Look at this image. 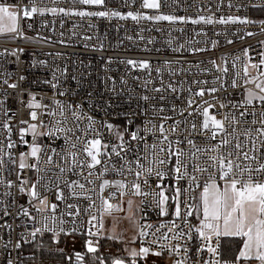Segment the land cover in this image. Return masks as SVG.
<instances>
[{
  "label": "snow or ice",
  "instance_id": "6c2138e0",
  "mask_svg": "<svg viewBox=\"0 0 264 264\" xmlns=\"http://www.w3.org/2000/svg\"><path fill=\"white\" fill-rule=\"evenodd\" d=\"M105 2L106 0H71L73 5L82 6L103 7ZM124 2L126 5L135 4L136 0ZM161 3L162 0H141V7L159 11ZM173 3L179 7L180 0H173ZM251 6L264 7L256 4ZM228 7H233L231 0ZM45 12H60L65 16L81 18L131 19L136 22L153 20L209 25L255 23L247 17L233 15L219 18L200 15L192 18L160 13L149 16L133 11L121 13L118 10L29 8L27 5L14 7L0 4V34H19L22 17L30 18L37 13L44 15ZM259 23L264 25V21ZM245 35L253 36L255 33L249 31ZM216 43L212 41V47ZM228 43L232 44L233 41L228 40ZM259 43L264 46V41ZM11 54L15 55L16 52ZM257 55L258 61L249 55V48H245L243 58L237 56L228 61L221 57L220 64L215 60L210 61L219 73L211 81L213 86L201 87L195 92L189 87L190 95L186 98V106L177 107L173 104L170 109L181 116V120L165 115V108L155 104L151 105L150 111L139 104L127 112L112 111L113 108H120L119 102L115 105L109 102L104 108V116L111 119L98 120L89 115L82 104L53 99V109L51 104L37 102L35 95H32L27 107L31 110L30 120L37 123L21 120L20 123L26 127L19 129L18 141L12 139V126L8 122L2 125L7 130V143L0 140V188L3 189L0 191V232L3 233L0 235V247L3 249L0 264H24L25 259L35 260L34 254L24 257L23 246L35 242V247L39 250L43 244L37 241V237H43L45 233H52L56 243L60 242L61 235L73 236L79 229L75 226L66 229L65 216L76 217L81 212H89L91 224L97 220V216L91 213V209L95 208L101 213L99 228L102 229L103 215L111 216L114 212L124 210L120 203L110 202L116 198L117 193L120 197H152L158 215H171L174 219L157 225H141L139 237L147 238L151 235V243L147 246L142 244L139 251L129 250L132 258L130 261L115 258L111 264H139L141 260L147 261L149 256L162 257L165 252L182 257L175 259L173 264H264V50ZM121 63L150 70L148 61L127 60ZM20 79L25 77L21 76ZM44 82L50 83L54 89L58 87L57 83ZM4 83L7 84V80ZM195 83L209 82L197 80ZM8 87L15 89L17 85L9 84ZM167 87L171 92H177L174 85L169 84ZM230 89L233 90L232 98L227 103L215 95L213 99L217 101L216 104L203 99L206 92L229 94ZM112 90L115 92V88ZM153 91L159 93L164 89L154 88ZM58 94L66 95L64 91ZM122 94L116 93L118 96ZM197 97L201 98V102L197 101ZM133 99L129 95L124 103L130 105ZM140 99L147 102L155 97L143 95ZM165 99L166 97L160 96V100ZM217 106L219 109L230 107L231 111L224 112L218 119L216 113L210 112V109H216ZM36 109L44 111L38 116ZM185 112L187 117L184 116ZM137 117H144L140 125L135 123ZM121 118L124 120L123 128L112 122ZM169 121L172 123L169 124ZM29 134L32 137L31 143L25 139ZM42 136L53 141L62 139L60 151L51 145L39 143L38 138ZM198 139L203 143H197ZM21 147L27 150H19ZM14 149L17 151L14 152ZM42 155L46 157L43 161L46 167L43 170L40 167ZM54 156H58L60 160L56 165L58 174L55 180L42 183L51 170L47 166L54 164ZM26 171H34L37 179L32 181ZM13 173L15 180L10 178ZM66 174L78 178L63 180L61 187L59 181ZM109 174L131 176L133 179L109 180L105 178ZM153 178L156 181L154 187L151 183ZM166 180L171 182L166 184ZM97 181L99 204L92 195L97 193ZM109 188L115 191L105 197L103 193ZM45 192L53 193L56 201L63 202L64 210L58 212L59 204L50 202L49 195ZM20 197L25 198L24 202H21ZM70 200L89 201L88 208H81L78 203L69 202ZM141 203L146 205L147 200H142ZM169 208H172L171 213ZM127 212L126 218L132 219L135 213L131 199L127 201ZM16 221L19 223H15ZM37 224L39 227H36ZM17 228L21 231L17 232ZM164 229L166 231H162ZM98 232L99 229L97 232L88 229L87 235L97 236ZM161 241L165 243L161 244ZM180 241L184 243L181 244ZM72 242L74 244L75 241ZM225 242L229 246L230 256L225 254ZM153 245L157 246V250H153ZM85 246L87 253L94 254L98 251L99 241L86 240ZM57 251L63 253L64 249L58 248ZM74 257L76 264H82L85 254L74 252ZM68 259L71 260L72 257ZM96 259L99 264H105L103 258Z\"/></svg>",
  "mask_w": 264,
  "mask_h": 264
},
{
  "label": "built area",
  "instance_id": "2783aa9c",
  "mask_svg": "<svg viewBox=\"0 0 264 264\" xmlns=\"http://www.w3.org/2000/svg\"><path fill=\"white\" fill-rule=\"evenodd\" d=\"M228 3L229 0H180L179 7H177L173 0H162L161 8L157 11L143 9L141 0H136L135 4L127 5L124 0H106L103 7L73 5L71 0H35L34 4L33 0H0V4L14 7L27 5L29 8L36 6L56 9L76 8L88 11L118 10L121 13L133 11L149 16L163 13L192 18L200 15H212L214 18L233 15L247 17L255 22L246 25L170 23L153 20L136 22L131 19L120 20L111 17L65 16L60 12L56 14L45 12L44 15L37 13L30 18L22 17L19 34H0V140L7 143L5 140L7 130L2 127L5 122L12 126V139L16 141H18L19 129L26 127L25 124L20 123L21 120L37 123V121L30 120L29 112L31 110L27 107L32 95H35L37 102L44 104H51L53 99L62 100L66 103L82 104L85 111L98 120L111 119L104 116V108L109 102L113 105L117 102L120 103V108L111 109L117 112L135 109L137 104L143 108H148L150 111L151 105L155 104L157 107L163 106L165 108V115L173 116L176 120L183 119L177 113L171 112L170 109L173 104L177 107L186 106V98L190 95L189 87L195 92L201 87L210 88L213 86L211 81L219 73L210 61L215 60L220 64L221 57L227 58L228 61L237 56L243 58L245 48H249V55L258 61L257 53L264 50V46L259 43V41H264V31H261L264 25L259 23L264 21V7L251 6L252 4L264 5V0H231L233 5L231 8L228 7ZM241 5L245 6L240 7ZM249 31L255 35H245ZM228 40H232L233 43L229 44ZM212 41L217 42L215 47H212ZM197 48L206 50L195 51ZM13 51L16 52L15 55L11 54ZM127 60L148 61L150 70L134 68L132 65L121 63V61ZM229 68H231V64H229ZM206 69L210 71H206ZM21 76L25 79L21 80ZM5 80H7V84L4 83ZM197 80H206L209 83L198 84L195 83ZM44 81L57 83L58 87L54 89L50 83ZM146 82L148 83L146 84ZM9 84H16L17 87L15 89L10 88L8 87ZM169 84L176 87V93L168 89ZM161 87L164 91L159 93L153 91L154 88ZM113 88H115V92H113ZM60 91H64L66 95L60 96L58 94ZM116 93L123 94L118 96ZM232 93L233 90L231 89L229 94L224 92L209 94L206 92L203 99L216 104L217 101L213 99V95H215L227 103L228 99L232 98ZM129 95L134 97L130 105L124 103ZM143 95L155 97V99L145 102L140 99ZM160 96H164L166 99L160 100ZM236 98L239 99L238 96ZM197 101L201 102V98L197 97ZM51 107L54 109L55 105L51 104ZM6 111L7 115H5ZM36 111L40 116L44 109H36ZM228 111H231L230 107L219 109L217 106L216 109H210V112L217 114L218 119L224 112ZM184 116L187 117V112L184 113ZM143 119L144 117H137L135 123L140 125ZM112 122L120 124L122 128L124 126L122 118L112 120ZM168 123L171 124L172 121ZM197 123H199L198 120ZM182 129L183 125H181ZM25 139L30 143L32 142L30 134ZM38 142L44 146L51 145L58 152L63 145L62 139L53 141L46 136L39 137ZM197 143H203V141L198 139ZM19 150L26 151L27 149L21 147ZM13 151L16 152L17 150L14 149ZM45 159L46 157L42 155L40 165L42 170L46 167L43 163ZM53 159L54 164L47 166L51 170L47 172L42 183L55 180L58 174L56 165L60 163V160L58 156H54ZM26 175L32 181L37 179V174L34 171H26ZM10 178L15 180V173ZM69 178L77 179L78 177L66 174L59 181L60 186L63 187V180ZM105 178L109 180L126 179L127 181L133 179L131 176L121 177L115 174H109ZM170 182L169 180L165 181L166 184ZM151 183L154 187L156 183L154 178ZM98 184L99 181L96 185L97 193L92 194L97 204H99ZM86 187H92V185H86ZM0 191L3 189L0 188ZM113 191H115L113 188L106 189L103 195L108 197L109 193ZM53 193L45 192L49 195L50 202L59 204L58 212L63 211L64 203L56 201ZM65 193L67 194V190ZM124 197H132L138 201L139 221L136 242L140 247L142 244L147 246L153 239L151 235L147 238L139 237L141 225H157L174 219L172 216L158 215V209H156L152 197L142 198L131 195L120 197L117 193L116 198L110 202L113 204L120 203L123 206ZM20 199L21 202H24L25 198L20 197ZM142 200H147V204H142ZM69 202L78 203L81 208H88L89 204V201L86 200H70ZM14 211L15 209H13ZM91 213L97 216V220L92 221L91 224L89 223L90 213L81 212L80 216H65L64 227L70 229L75 226L79 231L73 236L81 235L86 240L95 241L103 235V230L99 228L101 213L95 208L91 209ZM15 223L18 224L19 221ZM36 227H39V224ZM88 229L93 232H97L99 229L98 235L89 237L87 235ZM16 231L19 232L21 229L17 228ZM162 231H166V229ZM0 235L3 233L0 232ZM13 235L15 236V233ZM46 236L52 238V233H45L43 237L38 236L37 241L41 242ZM163 243L165 242L161 241V244ZM180 243L183 244L184 241H180ZM24 246L23 255L26 257ZM152 247L153 250H157L156 245ZM2 253L3 249L0 247V259H3ZM162 257H168L172 261L182 258L169 255L167 252ZM24 264H29L27 259H25Z\"/></svg>",
  "mask_w": 264,
  "mask_h": 264
},
{
  "label": "rangeland",
  "instance_id": "374dc122",
  "mask_svg": "<svg viewBox=\"0 0 264 264\" xmlns=\"http://www.w3.org/2000/svg\"><path fill=\"white\" fill-rule=\"evenodd\" d=\"M131 199L133 201V212L135 215L132 217V219L126 218L128 215L127 212V201ZM138 201L132 197H124V204H123V211H120L118 213H113V215H103L102 224H103V235L109 236V237H115L116 241L118 242V245L122 247V253L124 255H129V250L135 249L139 251L140 246L136 242L137 238V224L139 221L138 218ZM75 241L74 244L72 241ZM65 241V248L69 252L73 251H79L82 249V240L80 238H76L73 236L64 237ZM100 251H103L102 248H99ZM102 249V250H101ZM108 250H111V248H106ZM113 249V248H112ZM107 250V251H108ZM105 251V250H104ZM112 254H118L119 250H111ZM154 260H157L159 263L164 264H173L172 259L170 258H163V257H155V256H149L147 258L148 262H153Z\"/></svg>",
  "mask_w": 264,
  "mask_h": 264
},
{
  "label": "trees",
  "instance_id": "16d2710c",
  "mask_svg": "<svg viewBox=\"0 0 264 264\" xmlns=\"http://www.w3.org/2000/svg\"><path fill=\"white\" fill-rule=\"evenodd\" d=\"M172 208H169V212L171 213ZM168 217H171L169 215ZM65 236L60 237V242L56 243L53 242V239L50 236H46L41 240V243L43 244V247L40 248L39 250L36 249L35 243L33 244H25L24 250L26 253V257L35 255V260H28L29 264H76L73 261V252H69L65 248V241H64ZM76 238H80L82 242V247H85V241L86 239L81 236V235H76L73 236ZM227 238H225L226 240ZM96 240L99 241V248H102L103 251H101L102 258L104 259L105 264H111L112 260L115 258H123L126 261H130L132 258L130 256L124 255L122 253V247L118 245V242L114 238H109V236H104L101 235L99 236ZM95 240V241H96ZM94 241V242H95ZM58 248H63L64 252L60 253L57 251ZM106 248H111V250H119L118 254H112L111 250H108ZM113 248V249H112ZM101 249V250H102ZM105 250V251H104ZM108 250V251H107ZM100 251V250H99ZM99 252L95 254H90V261L93 262L94 264H99V260L96 259L97 256H99ZM68 257H72L71 260L68 259ZM139 264H164V263H159L157 260H154L153 262H148V261H139Z\"/></svg>",
  "mask_w": 264,
  "mask_h": 264
},
{
  "label": "flooded vegetation",
  "instance_id": "af4514ba",
  "mask_svg": "<svg viewBox=\"0 0 264 264\" xmlns=\"http://www.w3.org/2000/svg\"><path fill=\"white\" fill-rule=\"evenodd\" d=\"M85 246V245H84ZM100 249H99V247H98V251L96 252V253H100L99 254V256H97V257H101L102 258V252L101 251H99ZM74 252H80V253H82V254H85V258H84V261L82 262V264H94L93 262H91L90 260V254H93V253H87V249H86V246L85 247H82V249H80L79 251H74ZM73 252V253H74ZM95 254V253H94ZM118 258H120V257H118ZM73 261L76 263V261H75V257H74V255H73Z\"/></svg>",
  "mask_w": 264,
  "mask_h": 264
},
{
  "label": "crops",
  "instance_id": "0c3cea01",
  "mask_svg": "<svg viewBox=\"0 0 264 264\" xmlns=\"http://www.w3.org/2000/svg\"><path fill=\"white\" fill-rule=\"evenodd\" d=\"M228 247H229L228 244L225 242L224 245H223V248H224L226 256H230L231 255V252L228 251Z\"/></svg>",
  "mask_w": 264,
  "mask_h": 264
}]
</instances>
